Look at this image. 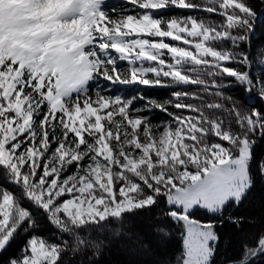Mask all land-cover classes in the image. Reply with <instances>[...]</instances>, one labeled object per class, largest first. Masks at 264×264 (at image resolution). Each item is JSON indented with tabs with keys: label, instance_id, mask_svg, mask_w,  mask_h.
Here are the masks:
<instances>
[{
	"label": "snow or ice",
	"instance_id": "6c2138e0",
	"mask_svg": "<svg viewBox=\"0 0 264 264\" xmlns=\"http://www.w3.org/2000/svg\"><path fill=\"white\" fill-rule=\"evenodd\" d=\"M262 14L0 0V264H215L221 231L245 223L262 226L226 264H260L264 200L259 218L237 212L264 185V108L232 90L264 102Z\"/></svg>",
	"mask_w": 264,
	"mask_h": 264
},
{
	"label": "trees",
	"instance_id": "16d2710c",
	"mask_svg": "<svg viewBox=\"0 0 264 264\" xmlns=\"http://www.w3.org/2000/svg\"><path fill=\"white\" fill-rule=\"evenodd\" d=\"M109 7V5H108ZM254 45L264 44V14L261 15V19L257 21L256 31L253 36ZM167 93L163 91L150 92L147 95L163 97ZM232 94L237 96L245 105L249 107L264 108V102H261L259 97L255 93H251L250 96L255 97L254 100H249V94L245 93L242 88H235L232 90ZM264 200V185L259 181L257 182L256 190L250 196L248 203L237 212V215H243L245 217H260L261 216V201ZM199 218L206 219L202 213H198ZM261 224L255 226L245 223L241 229L237 230L231 226H226L221 231V243L219 245V251L215 257V264H226L227 261L236 259L239 255V249L241 243L253 232H258L261 228ZM131 227L133 231L145 232L147 231L144 224L139 220L132 221ZM16 245L13 246L15 248ZM175 245L171 242L166 243L164 247L156 245V251L159 255H171L174 251ZM128 257L121 251L113 250V252L104 258V264H123ZM260 264H264V259H261Z\"/></svg>",
	"mask_w": 264,
	"mask_h": 264
},
{
	"label": "rangeland",
	"instance_id": "374dc122",
	"mask_svg": "<svg viewBox=\"0 0 264 264\" xmlns=\"http://www.w3.org/2000/svg\"><path fill=\"white\" fill-rule=\"evenodd\" d=\"M107 2L109 5L108 10H111V8L119 6L120 0H107Z\"/></svg>",
	"mask_w": 264,
	"mask_h": 264
},
{
	"label": "water",
	"instance_id": "95a60500",
	"mask_svg": "<svg viewBox=\"0 0 264 264\" xmlns=\"http://www.w3.org/2000/svg\"><path fill=\"white\" fill-rule=\"evenodd\" d=\"M261 19V16L259 17L258 21ZM255 97L250 96L249 100H254Z\"/></svg>",
	"mask_w": 264,
	"mask_h": 264
}]
</instances>
